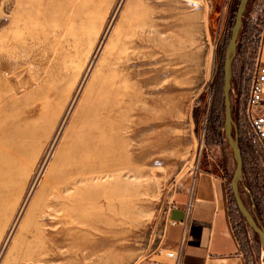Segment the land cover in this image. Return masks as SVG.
Returning <instances> with one entry per match:
<instances>
[{"label":"rangeland","instance_id":"obj_1","mask_svg":"<svg viewBox=\"0 0 264 264\" xmlns=\"http://www.w3.org/2000/svg\"><path fill=\"white\" fill-rule=\"evenodd\" d=\"M17 3L0 0V35L18 20L34 36L32 62L0 102V264H136L162 250L174 192L205 171L225 177L246 264H264L236 210L223 130L222 65L239 0H50L25 24ZM263 25L264 0H248L229 96L238 192L264 232V159L235 112Z\"/></svg>","mask_w":264,"mask_h":264},{"label":"crops","instance_id":"obj_2","mask_svg":"<svg viewBox=\"0 0 264 264\" xmlns=\"http://www.w3.org/2000/svg\"><path fill=\"white\" fill-rule=\"evenodd\" d=\"M190 186H183L172 196L165 215L162 250L136 264H153V260L172 264L164 251L175 249L182 221L187 226L180 264H246L229 219L225 177L205 171L195 176L192 189ZM187 203L191 205L189 214Z\"/></svg>","mask_w":264,"mask_h":264},{"label":"built area","instance_id":"obj_3","mask_svg":"<svg viewBox=\"0 0 264 264\" xmlns=\"http://www.w3.org/2000/svg\"><path fill=\"white\" fill-rule=\"evenodd\" d=\"M263 40L264 32L261 36L260 46L257 51L254 69L246 94L239 108H235V112H237L239 117L242 116L246 120L248 126V140L256 146L264 159V61L260 59ZM254 110L257 112L255 113ZM193 184L194 178L191 182V189ZM190 207V203H187V214L190 212ZM180 224L182 226V232L175 249L164 251L166 259L171 260L172 264H180V257L183 253L187 222L182 221ZM152 262L153 264H166L160 260H153Z\"/></svg>","mask_w":264,"mask_h":264},{"label":"water","instance_id":"obj_4","mask_svg":"<svg viewBox=\"0 0 264 264\" xmlns=\"http://www.w3.org/2000/svg\"><path fill=\"white\" fill-rule=\"evenodd\" d=\"M247 2L248 0H239L238 6L236 9L234 23L231 29L230 40L227 44L226 51L224 53V59H223V65H222V99H223V112H224L223 130H224V136L230 148L232 149L233 157L235 159V169H234V173H233V176L231 178V183H230L234 203L236 205L238 212L245 219L248 226L251 227L252 230L257 234L259 238V242L263 250V255H264V232L258 227L255 220L252 218L251 214L245 208L240 198L239 192H238V182L241 178L242 161H241V155H240L237 141L232 136V128L234 126H233V121L231 118L230 96H229L230 78H231V70H230L231 58L235 50V42H236L239 29L241 27L242 16L246 8ZM222 46H223V39H220L218 46H217L218 56H220L221 54Z\"/></svg>","mask_w":264,"mask_h":264},{"label":"bare ground","instance_id":"obj_5","mask_svg":"<svg viewBox=\"0 0 264 264\" xmlns=\"http://www.w3.org/2000/svg\"><path fill=\"white\" fill-rule=\"evenodd\" d=\"M2 1L6 4L9 0ZM17 2L25 13V18H23L25 24L28 19L35 17L42 9H46L50 0H17ZM19 24L20 21H15L14 30H8L0 35V102L2 94L8 91L10 87L9 83L13 81L19 83L21 64L32 62V55H29L32 48L26 46V41L32 39L34 32L30 30L22 36ZM73 242L77 243V240Z\"/></svg>","mask_w":264,"mask_h":264},{"label":"trees","instance_id":"obj_6","mask_svg":"<svg viewBox=\"0 0 264 264\" xmlns=\"http://www.w3.org/2000/svg\"><path fill=\"white\" fill-rule=\"evenodd\" d=\"M236 206V205H235ZM236 210H237V208H236ZM238 211V210H237Z\"/></svg>","mask_w":264,"mask_h":264}]
</instances>
